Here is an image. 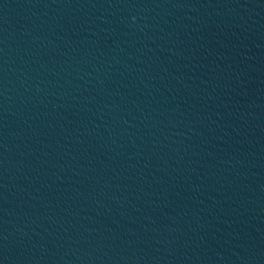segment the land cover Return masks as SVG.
Instances as JSON below:
<instances>
[{
	"label": "water",
	"instance_id": "95a60500",
	"mask_svg": "<svg viewBox=\"0 0 264 264\" xmlns=\"http://www.w3.org/2000/svg\"><path fill=\"white\" fill-rule=\"evenodd\" d=\"M0 264H264V23L0 0Z\"/></svg>",
	"mask_w": 264,
	"mask_h": 264
}]
</instances>
